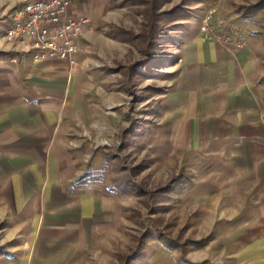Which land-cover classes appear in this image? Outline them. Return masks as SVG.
<instances>
[{
  "label": "crops",
  "instance_id": "0c3cea01",
  "mask_svg": "<svg viewBox=\"0 0 264 264\" xmlns=\"http://www.w3.org/2000/svg\"><path fill=\"white\" fill-rule=\"evenodd\" d=\"M75 5L74 15L86 14L82 4ZM5 6L14 11L20 0H6ZM99 39L83 34L77 65L36 63L12 44L0 53V222L13 255L6 264H113L120 255L112 234L120 239L121 195L103 188L110 117L98 114L95 103L113 80L103 76L106 55ZM259 46L249 39L237 45L190 36L162 95L163 142L209 163L198 162L193 173L198 186L220 190L209 201L224 203L215 216L209 214L226 224L229 235L225 253L213 264H264ZM139 264L197 263L160 249Z\"/></svg>",
  "mask_w": 264,
  "mask_h": 264
},
{
  "label": "rangeland",
  "instance_id": "374dc122",
  "mask_svg": "<svg viewBox=\"0 0 264 264\" xmlns=\"http://www.w3.org/2000/svg\"><path fill=\"white\" fill-rule=\"evenodd\" d=\"M77 1L91 19L92 30L86 31L100 37V49L106 55L103 76L113 80L106 84L103 99L97 97L95 103L98 114L110 117L105 122L109 149L103 188L119 193L122 201L120 239L116 240L118 232L112 234L120 255L113 264H125L132 255L128 264H139L145 254L160 249L180 258L185 249L186 257L197 264L219 262L216 258L225 253L229 235L224 231L226 224H216L209 215L215 216V207L224 203L209 198L215 199L220 190L198 186L199 175L192 167L209 163L168 140L163 142L162 95L170 89L183 41L201 35L210 13L213 20L223 22L233 43L257 41L264 58V10L256 12L251 7L260 0H159L156 6L153 0ZM5 2L0 0V53L6 49L4 44H11L3 35L13 12ZM154 11L162 30L151 40ZM90 50L96 55V46ZM208 172L201 166L202 174ZM221 193H226L224 187ZM2 228L0 222V256L4 257L0 264H6L13 262V255ZM163 236L180 239L182 248L168 246Z\"/></svg>",
  "mask_w": 264,
  "mask_h": 264
},
{
  "label": "built area",
  "instance_id": "2783aa9c",
  "mask_svg": "<svg viewBox=\"0 0 264 264\" xmlns=\"http://www.w3.org/2000/svg\"><path fill=\"white\" fill-rule=\"evenodd\" d=\"M77 0H20L11 15L4 39L19 47L23 55H30L36 63L48 60L78 64L82 50V36L92 30L89 15H74ZM210 13L201 29V35L218 43H233L223 22L215 21ZM237 45H243L241 41ZM16 51V48L14 49Z\"/></svg>",
  "mask_w": 264,
  "mask_h": 264
},
{
  "label": "trees",
  "instance_id": "16d2710c",
  "mask_svg": "<svg viewBox=\"0 0 264 264\" xmlns=\"http://www.w3.org/2000/svg\"><path fill=\"white\" fill-rule=\"evenodd\" d=\"M153 1H154L155 6H156V4L159 3V0H153ZM251 7L254 8V9H256L255 10L256 12H259L261 10H264V0H260L257 4H255V5L251 6ZM151 19H152V21L150 22L151 25L149 27V33H148V35H149V39H151V40L153 39L154 40V35L157 34L162 29L159 26L157 16L155 15V11H154L153 15L151 16ZM158 28H160V29H158ZM150 36H151V38H150ZM151 47H152V45H151V43L149 41V48H151ZM150 55H147L148 56L147 58L150 59ZM163 238L165 239V242L168 244V246H171V247L173 246V247H176L178 249H181L182 248L181 247V244H180V239H170L169 237H164V236H163ZM133 256H135V255H132V256L128 257L126 259L125 264H128V261ZM181 258H182L183 261H186V251H185V249H182L181 250Z\"/></svg>",
  "mask_w": 264,
  "mask_h": 264
}]
</instances>
